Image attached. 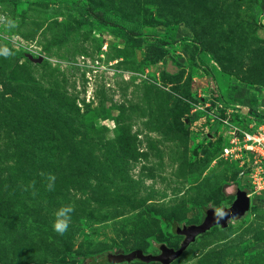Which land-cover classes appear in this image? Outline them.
I'll return each instance as SVG.
<instances>
[{
	"label": "rangeland",
	"instance_id": "374dc122",
	"mask_svg": "<svg viewBox=\"0 0 264 264\" xmlns=\"http://www.w3.org/2000/svg\"><path fill=\"white\" fill-rule=\"evenodd\" d=\"M2 47L0 264H160L115 258L239 191L171 264H264V173L220 153L264 131V0H0Z\"/></svg>",
	"mask_w": 264,
	"mask_h": 264
},
{
	"label": "water",
	"instance_id": "95a60500",
	"mask_svg": "<svg viewBox=\"0 0 264 264\" xmlns=\"http://www.w3.org/2000/svg\"><path fill=\"white\" fill-rule=\"evenodd\" d=\"M250 204L251 200L248 193L246 191H239L232 206L222 210L226 214L225 216H219L214 209H208L206 211V219L202 224L177 229V234L185 237L179 249L175 250L162 245L159 255H146L141 250H137L127 255H117L115 260L117 262L139 260L144 263L158 262L160 264H171L185 252L191 243L195 242L198 236L215 226L225 228L229 220L240 219L249 210Z\"/></svg>",
	"mask_w": 264,
	"mask_h": 264
},
{
	"label": "built area",
	"instance_id": "2783aa9c",
	"mask_svg": "<svg viewBox=\"0 0 264 264\" xmlns=\"http://www.w3.org/2000/svg\"><path fill=\"white\" fill-rule=\"evenodd\" d=\"M242 138L240 145L232 142L230 148L223 149L222 155L241 158L246 153L245 156L250 161L254 178L262 182L263 180L260 179H262L261 173H264V131L254 134L245 133Z\"/></svg>",
	"mask_w": 264,
	"mask_h": 264
},
{
	"label": "clouds",
	"instance_id": "9594fccd",
	"mask_svg": "<svg viewBox=\"0 0 264 264\" xmlns=\"http://www.w3.org/2000/svg\"><path fill=\"white\" fill-rule=\"evenodd\" d=\"M11 23V22H10ZM0 55L3 56H9L11 55L9 49L7 47H2L0 48ZM223 149L222 148L220 150V153L223 154ZM249 195V194H248ZM250 196V195H249ZM72 211L71 207H65V208H61L60 210H58L55 214L56 219L53 222L52 228L55 232L57 233H63L66 231V229L68 228V224H69V213ZM226 214L221 211L219 212V216H225Z\"/></svg>",
	"mask_w": 264,
	"mask_h": 264
},
{
	"label": "trees",
	"instance_id": "16d2710c",
	"mask_svg": "<svg viewBox=\"0 0 264 264\" xmlns=\"http://www.w3.org/2000/svg\"><path fill=\"white\" fill-rule=\"evenodd\" d=\"M92 14H94L95 15V13H92ZM100 14V13H99ZM106 260H108V259H106ZM97 261H96V259H88V263L89 264H95Z\"/></svg>",
	"mask_w": 264,
	"mask_h": 264
}]
</instances>
